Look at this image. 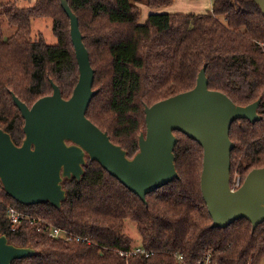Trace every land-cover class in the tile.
Returning a JSON list of instances; mask_svg holds the SVG:
<instances>
[{
	"label": "trees",
	"instance_id": "1",
	"mask_svg": "<svg viewBox=\"0 0 264 264\" xmlns=\"http://www.w3.org/2000/svg\"><path fill=\"white\" fill-rule=\"evenodd\" d=\"M26 1V6L15 0L0 3V129L15 145L24 138V120L12 95L30 107L52 93V82L68 99L78 80L69 18L60 0ZM172 1L67 0L94 71L97 92L86 117L131 158L146 131L144 108L194 88L205 67L208 89L239 106L260 99V121L236 120L229 130L234 143L230 185L236 171L240 186L252 169L264 166V16L253 0H211L208 13H150L138 22V3L153 10ZM39 18L52 20L55 44L32 39L31 23ZM3 22L14 28L12 35L4 36ZM174 134L179 177L148 193L144 202L88 157L79 180H63L65 199L59 208L24 206L0 183V235L35 250L11 264H177L178 256L184 264H197L207 254L212 264L263 263L264 222L254 230L245 219L211 227L200 191L202 148ZM9 207L31 216L34 224L13 229ZM125 221L135 224L139 245L152 255H120L132 242L123 232ZM51 228L73 238H50L44 229Z\"/></svg>",
	"mask_w": 264,
	"mask_h": 264
},
{
	"label": "water",
	"instance_id": "2",
	"mask_svg": "<svg viewBox=\"0 0 264 264\" xmlns=\"http://www.w3.org/2000/svg\"><path fill=\"white\" fill-rule=\"evenodd\" d=\"M264 16V0H253ZM69 18V32L78 66V80L64 99L57 85L52 93L30 107L12 95L23 120L24 138L15 145L0 129V183L5 193L24 205L49 203L59 208L65 199L64 179L79 180L86 158L96 161L141 201L155 189L177 179L174 147L178 131L203 151L200 191L213 228H225L245 219L254 230L264 222V166L252 169L236 189L230 185L231 124L245 119L260 121V99L246 106L234 104L224 93L208 89L205 67L194 88L144 108L146 131L138 136V150L128 158L87 117L96 90L94 71L83 43L78 19L67 0H60ZM35 250L19 247L0 235V264L31 257Z\"/></svg>",
	"mask_w": 264,
	"mask_h": 264
},
{
	"label": "rangeland",
	"instance_id": "3",
	"mask_svg": "<svg viewBox=\"0 0 264 264\" xmlns=\"http://www.w3.org/2000/svg\"><path fill=\"white\" fill-rule=\"evenodd\" d=\"M14 1V0H0L1 2ZM19 6H26L29 3L26 0H15ZM140 8V16L138 22L143 23L150 13H183V14H201L208 13L211 10V0H173L171 5L160 7L158 9H150L143 3H138ZM32 39H37L39 36L43 37L44 40L49 44H55L56 38L52 34V20L50 18H39L35 19L31 23ZM83 23V27H84ZM4 36H10L14 32V28L9 26L7 22L2 23ZM84 31V30H83ZM84 31V35H86ZM88 40L91 42V36L89 35ZM240 174L235 171L232 175L233 187H237V182L240 183ZM123 232L129 236L132 240L131 247L140 244V234L134 223L125 221ZM261 264H264L261 263Z\"/></svg>",
	"mask_w": 264,
	"mask_h": 264
},
{
	"label": "built area",
	"instance_id": "4",
	"mask_svg": "<svg viewBox=\"0 0 264 264\" xmlns=\"http://www.w3.org/2000/svg\"><path fill=\"white\" fill-rule=\"evenodd\" d=\"M236 186L239 187V182H237ZM237 187H232V189H236ZM7 218L11 222V226L13 229H16L18 225L23 222L34 224V219L31 216L17 210L14 207H9L7 209ZM44 232H46L48 237L50 238L62 239L64 241H69L73 238L70 234L65 231H62L59 228H51L48 230L44 229ZM76 240L80 239L76 238ZM120 255L124 256L125 258L130 255H142L144 257H148L149 255H152V252L145 250L141 245H137L131 247L130 250L127 252H120ZM177 264H184V259L182 256L177 257ZM197 264H212L210 255L207 254L206 256H204L203 259L200 260Z\"/></svg>",
	"mask_w": 264,
	"mask_h": 264
}]
</instances>
